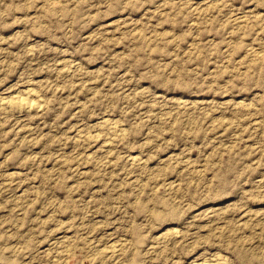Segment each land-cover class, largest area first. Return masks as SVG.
I'll return each instance as SVG.
<instances>
[{"label": "rangeland", "instance_id": "obj_1", "mask_svg": "<svg viewBox=\"0 0 264 264\" xmlns=\"http://www.w3.org/2000/svg\"><path fill=\"white\" fill-rule=\"evenodd\" d=\"M0 108V264H264V0H0Z\"/></svg>", "mask_w": 264, "mask_h": 264}, {"label": "bare ground", "instance_id": "obj_2", "mask_svg": "<svg viewBox=\"0 0 264 264\" xmlns=\"http://www.w3.org/2000/svg\"><path fill=\"white\" fill-rule=\"evenodd\" d=\"M26 93V92H25ZM32 93V92H31ZM28 94V93H27ZM17 97V96H16ZM19 97V96H18ZM22 97V96H21ZM17 98L16 100H12L14 103H17V104H20V105H27V106H34L33 104L36 102V101H30V100H27L26 98ZM11 100V99H10ZM7 102V101H6ZM36 104V103H35ZM37 105V104H36ZM38 106V105H37ZM24 107V106H23ZM31 108V107H30ZM37 108V107H36ZM1 109V108H0ZM114 132V131H113ZM113 138V137H112ZM200 264V263H199ZM220 264V263H219Z\"/></svg>", "mask_w": 264, "mask_h": 264}]
</instances>
